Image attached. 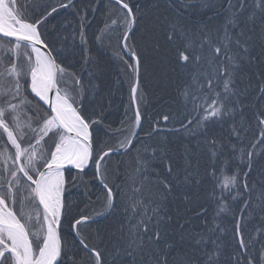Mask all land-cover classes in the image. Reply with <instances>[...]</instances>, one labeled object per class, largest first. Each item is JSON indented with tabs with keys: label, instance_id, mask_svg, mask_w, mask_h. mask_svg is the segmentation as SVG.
<instances>
[{
	"label": "snow or ice",
	"instance_id": "6c2138e0",
	"mask_svg": "<svg viewBox=\"0 0 264 264\" xmlns=\"http://www.w3.org/2000/svg\"><path fill=\"white\" fill-rule=\"evenodd\" d=\"M0 264H264V0H0Z\"/></svg>",
	"mask_w": 264,
	"mask_h": 264
},
{
	"label": "trees",
	"instance_id": "16d2710c",
	"mask_svg": "<svg viewBox=\"0 0 264 264\" xmlns=\"http://www.w3.org/2000/svg\"><path fill=\"white\" fill-rule=\"evenodd\" d=\"M97 22H99V18H97ZM109 55H110V53H105L104 58L102 60V63L105 65H109V67H108V78H109V80L114 82L118 78V68L111 66V61L109 60ZM121 93L124 96V100L127 101L128 90H127L126 84H124L122 86ZM119 95L120 94H118L117 97L115 98L117 103L120 102L119 101ZM121 115H122V108L115 112L114 123H116V124L119 123L118 117H120Z\"/></svg>",
	"mask_w": 264,
	"mask_h": 264
}]
</instances>
